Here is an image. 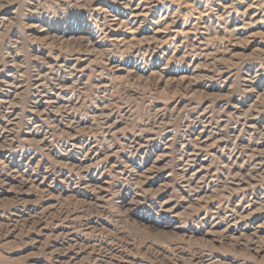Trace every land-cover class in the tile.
Segmentation results:
<instances>
[{
  "label": "rangeland",
  "instance_id": "rangeland-1",
  "mask_svg": "<svg viewBox=\"0 0 264 264\" xmlns=\"http://www.w3.org/2000/svg\"><path fill=\"white\" fill-rule=\"evenodd\" d=\"M0 264H264V0H0Z\"/></svg>",
  "mask_w": 264,
  "mask_h": 264
}]
</instances>
